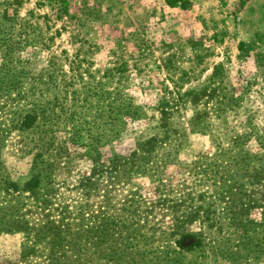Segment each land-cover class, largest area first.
I'll list each match as a JSON object with an SVG mask.
<instances>
[{"label":"trees","instance_id":"16d2710c","mask_svg":"<svg viewBox=\"0 0 264 264\" xmlns=\"http://www.w3.org/2000/svg\"><path fill=\"white\" fill-rule=\"evenodd\" d=\"M21 4L22 0H0V232L21 234L19 264H32L35 259L42 264H67L72 255L76 259L90 248L92 253L111 255L118 245L126 248L132 236L142 244L148 239L151 244L167 241L164 250L154 246L151 264H184L178 257L182 252H176L171 243L194 253L204 241L215 250L214 264L264 263V119L250 116L241 131L223 133L224 137L217 138L215 153L193 164L192 183L184 186L190 190L171 200L172 230L163 237L153 227L145 230L146 225L137 223L126 238L108 213L89 212L83 205L69 209L58 202L57 170L70 156L71 146L84 147V156L91 161L89 173L80 180L85 194L103 183L129 180L134 173L158 179L164 166L175 164L186 131H207L211 119L240 108L242 94L228 86L219 63L201 85L184 91L165 90L154 112L141 115L138 106L123 101L119 90L105 88L108 69L96 78L88 66L83 68L81 60H75L70 67L82 84L83 100L91 96L98 102L108 99L106 110L100 105L94 110V118L108 117V124L93 132V126L75 122V111L68 104L80 94L71 90L73 82L59 74L54 61L49 60L47 68L31 76L16 56L35 38L31 25L18 15ZM186 110L191 114L183 126L177 118ZM126 117L144 119L134 148L126 156L112 155L102 161V141L117 135L127 123ZM14 131L26 152L33 155L30 173L22 181L11 179L1 160L4 143ZM57 131L64 133L59 140ZM195 185L207 190L197 192ZM256 185L262 186V192L252 199L251 188ZM133 201L128 199L123 206L132 220L139 216ZM254 209L260 211L257 220L250 216ZM196 220L201 231H186L185 226ZM40 245L46 251L35 253Z\"/></svg>","mask_w":264,"mask_h":264},{"label":"rangeland","instance_id":"374dc122","mask_svg":"<svg viewBox=\"0 0 264 264\" xmlns=\"http://www.w3.org/2000/svg\"><path fill=\"white\" fill-rule=\"evenodd\" d=\"M18 15L31 25L30 33L35 36L31 40L34 44L16 54L19 61L31 76L47 68L49 60L54 61L59 74L73 82L71 90L80 94L74 100L68 98L75 122L93 126V132L108 124V117L94 118L98 105L108 108V99L98 102L91 96L83 100L82 84L70 67L75 60H81V66H88L96 78L108 69L109 76L103 79L105 88L119 90L123 101L138 106L141 115L154 112L165 90L184 91L201 85L219 63L228 86L242 94L240 108L211 119L207 131H186L175 164L164 166L158 179L134 173L129 180L103 183L85 194L80 180L89 173L91 161L84 156V147H70V156L57 170L58 202L69 209L83 205L89 212L108 213L115 217L114 225L126 232V238L137 223L146 225L145 230L153 227L160 237L170 232L169 204L190 190L184 186L192 183L193 164L215 153L217 138L224 137L223 133L241 131L250 116L257 121L264 119V0H22ZM190 114L189 110L182 111L178 122L185 126ZM125 120L117 135L102 141V161L112 155L126 156L134 148L144 119ZM63 135L56 132L58 140ZM250 146L256 148L253 142ZM32 159V153L26 152L17 133L12 132L1 151L10 178L26 179ZM205 189L204 185L194 186L197 192ZM261 192V185L253 186L251 198H258ZM128 199L134 200L135 210L138 208L139 216L133 220L123 211ZM250 216L257 220L260 211L254 209ZM201 229L198 220L185 226L189 232ZM148 240L142 244L132 236L126 248L118 245L111 255L92 253L88 244L90 252L76 259L72 255L67 264H151L154 246L164 250L167 241L151 244ZM22 241L19 233L0 232V264H19ZM207 242L194 253L171 245L182 252L178 257L184 264H214L215 250L208 248ZM45 247L40 245L35 253H44ZM39 262L35 259L32 264H42Z\"/></svg>","mask_w":264,"mask_h":264}]
</instances>
